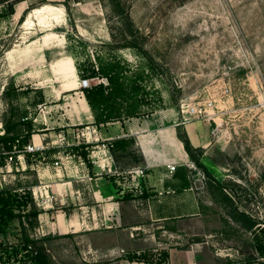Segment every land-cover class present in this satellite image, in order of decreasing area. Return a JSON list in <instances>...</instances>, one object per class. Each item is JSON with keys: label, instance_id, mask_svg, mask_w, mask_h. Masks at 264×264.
<instances>
[{"label": "rangeland", "instance_id": "374dc122", "mask_svg": "<svg viewBox=\"0 0 264 264\" xmlns=\"http://www.w3.org/2000/svg\"><path fill=\"white\" fill-rule=\"evenodd\" d=\"M110 1L48 0L47 5L55 8L53 12L35 16L30 26L25 22L33 10L23 21L21 18L31 6H39L40 0H26L29 8L20 18L1 16L4 8L0 9L1 118H9L6 103L19 94L20 87L24 93L41 98L43 89L53 86L46 82L47 74L40 75L34 84L23 78L19 83L5 80L6 73H18L5 64V52L12 46L27 48L49 39L62 49L48 56L53 60L72 58L76 73L77 67H86L94 77L81 80H90V87H111L110 78L102 71L114 74L112 88L118 97L119 112L174 110L179 112L181 122L190 119L189 123L195 122L191 127L204 128L205 148L197 151L201 163L209 164L207 169L218 181L238 184L235 192L240 209L261 223L251 233L244 232L213 201L211 179L196 165L199 177L193 171L197 177L195 192L202 217L195 222L184 221L187 226L179 237L183 247L199 238L203 241L200 244L208 243L213 252L230 256L233 261L256 257L264 264V0H121L133 23L134 39L152 59L157 67L154 71L137 51H109L108 45H124L127 35ZM27 29L33 31L27 35ZM46 34H50L48 39L41 41ZM125 64L128 71L123 70ZM39 68L42 72L45 67ZM23 72L20 70L24 76ZM56 86L58 89V83ZM140 98L148 105L142 106ZM210 102L213 108L207 107L206 119L182 112L190 105L204 107ZM182 127L180 131L186 133ZM17 170L12 167V176L6 174L7 180L0 181V196L6 199L9 210L7 215H0L5 229L0 237V264H43L40 255L46 264H86L81 259L78 239L64 240L56 234L45 240L48 232L41 228L40 216L47 213L48 206L42 199L39 204L32 195V188L40 184L30 168L26 172ZM141 204L139 200L132 203ZM192 224L198 226L196 238L190 234Z\"/></svg>", "mask_w": 264, "mask_h": 264}, {"label": "crops", "instance_id": "0c3cea01", "mask_svg": "<svg viewBox=\"0 0 264 264\" xmlns=\"http://www.w3.org/2000/svg\"><path fill=\"white\" fill-rule=\"evenodd\" d=\"M24 2L15 6L13 16L20 18L29 8ZM32 31L27 29V35ZM49 36L43 35L41 41ZM42 43L7 50L5 64L18 73H6L5 80L19 83L23 78L34 84L47 74L46 82L53 83L43 89L41 98L20 87L13 112L8 110V116L14 113L20 123L22 134L15 140L23 137L28 139L26 144L45 147L28 155L18 167L23 172L30 168L40 184L37 187L48 188L47 193L54 197L53 203L46 205L47 213L40 216L41 228L48 232L45 240L56 234L64 240L78 239L86 264H246L213 252L208 243H195L194 239L184 248L179 239L187 226L184 221L202 217L195 192L197 171L186 166L197 164L186 152L179 133L183 126L193 148L203 149L204 128L191 127L195 122L182 125L174 110L97 125L84 89L77 87L81 79L73 59L53 60L48 55L60 53L62 48L49 39ZM40 65L45 67L42 72ZM56 162L62 166L55 167ZM171 165L176 166L173 173L168 169ZM140 169L145 172L143 178L135 174ZM34 200L39 203L41 197ZM135 200L143 204L132 205ZM191 226L190 234L198 237V226ZM167 233L169 237L164 236Z\"/></svg>", "mask_w": 264, "mask_h": 264}, {"label": "trees", "instance_id": "16d2710c", "mask_svg": "<svg viewBox=\"0 0 264 264\" xmlns=\"http://www.w3.org/2000/svg\"><path fill=\"white\" fill-rule=\"evenodd\" d=\"M26 0H0V9L4 8L1 16L9 17L15 14V6L21 2H24ZM48 0H40L39 6H31L27 11H25L24 15L21 18V21L24 20V16L26 13L30 12L31 10H34L42 5H47ZM111 8L113 13L116 17L120 19L121 24H123V29L125 28L127 31V35H124L125 43L121 47H115L114 45H108L109 51L114 54L119 49H132L134 51H137L139 55H141L143 58H145L148 62L149 67L154 71L156 70V66L154 65L152 59L149 58L147 52L138 44V42L134 39V26L130 19L129 14L125 11V8L121 4V0H111L110 1ZM0 16V17H1ZM119 64V63H117ZM121 65V64H119ZM124 71H128V67L123 66ZM89 70L87 68H80L77 67V73L80 79H90L92 74H89ZM103 76L110 78L111 80V87L106 88L103 84H98L96 86H92L88 89H84V94L86 97L87 102L89 103L96 119V124H106L108 122H115V121H123L125 119L134 118V117H140L143 115H147V111H135L136 109H131L130 111H121L119 112V109L116 107V102L118 101L117 95L114 93L112 86L114 85V74L112 73H105L104 70L102 71ZM89 75V76H88ZM94 77V76H93ZM92 77V78H93ZM139 87L141 89L143 88L140 83ZM108 90V92H107ZM7 95V94H6ZM15 97L12 98L10 101V104L7 102L6 105L8 108H10L13 112V101L17 99V95H14ZM6 97V96H5ZM4 98V97H3ZM140 102H142V106H145L144 104L148 105L140 98L138 99ZM9 110V109H8ZM120 113V114H119ZM3 123L6 130V135L2 138H0V145L5 146L7 149H12L11 144L14 143L15 138L20 136L22 132H20V123L15 119L14 113L11 114V117L8 119H5L3 117ZM180 140L184 143V148L190 158L199 166L202 168L208 177L211 179L210 181V191L213 201L223 207L225 214L244 232L251 233L252 231L256 230L260 226V222L255 219L252 215H250L248 212L243 211L240 209L238 205L237 195H236V188L239 187L238 184L233 182H220L217 179H215L212 175V173L201 163L200 161V153L198 149H194L192 144L190 143L187 135L185 133H179ZM28 139H24L23 144H26ZM142 160V158H141ZM138 160V161H141ZM230 190L231 193H227L226 191ZM9 213V210L7 208V201L5 198H2L0 196V215L5 214L7 215ZM12 216V214L10 213ZM5 229L2 227L0 223V237L4 233ZM25 241L27 243H30V237L25 235ZM201 239H195V243H201ZM253 248L254 244L252 243ZM40 261L43 264H46L45 258L40 255L39 256ZM246 264H261L258 258L256 257H250L244 261Z\"/></svg>", "mask_w": 264, "mask_h": 264}, {"label": "built area", "instance_id": "2783aa9c", "mask_svg": "<svg viewBox=\"0 0 264 264\" xmlns=\"http://www.w3.org/2000/svg\"><path fill=\"white\" fill-rule=\"evenodd\" d=\"M91 86L90 80H81L80 81V87L82 89H87ZM207 107L212 109L213 108V103L210 102L204 107H195V105H190L187 109H182V112L186 114L189 117L197 118V119H206L208 114H207ZM184 108V107H183ZM40 112L42 113L43 111L40 108ZM212 119V117H210ZM210 119V120H211ZM190 122V119L184 118V120L181 122L182 125H186ZM6 135V130L4 127L3 120L1 118L0 114V138L4 137ZM23 137L17 138L14 143L11 144L12 149H7L5 146H3L0 149V181L5 182L7 180L6 174L10 171H12V167H16L18 169L19 166H21L25 161L28 155H33L38 152H42L45 147H39L34 144L28 143V144H23ZM106 148V146H103ZM65 158L67 160L70 159V155H66ZM62 164L60 162L55 163V167H60ZM186 166L191 170V171H197L198 172V167L194 163H187ZM105 167V166H104ZM6 169V172L4 171ZM168 169L170 173H173L176 171V166L171 165L168 166ZM13 172V171H12ZM136 175H138L140 178H143L145 176V172L143 169L137 170L135 172ZM10 175V174H7ZM198 177H199V172H198ZM2 178V179H1ZM0 182V183H1ZM48 188L46 187H34L32 188V195L35 198H38L39 196L42 199L43 205H48L53 203L54 197L47 193ZM45 192V196L43 193Z\"/></svg>", "mask_w": 264, "mask_h": 264}, {"label": "bare ground", "instance_id": "6f19581e", "mask_svg": "<svg viewBox=\"0 0 264 264\" xmlns=\"http://www.w3.org/2000/svg\"><path fill=\"white\" fill-rule=\"evenodd\" d=\"M42 7V8H41ZM39 8H36L33 10V12L30 14V16L28 17V19L25 22L26 26H30L33 23V18L36 17H40L42 14L48 13V12H53V10L55 9L53 6L51 5H44L41 6ZM31 12V11H30ZM50 14V13H49ZM45 18V17H44ZM40 20V19H39ZM43 20L40 21V24H42ZM29 28V27H27Z\"/></svg>", "mask_w": 264, "mask_h": 264}]
</instances>
